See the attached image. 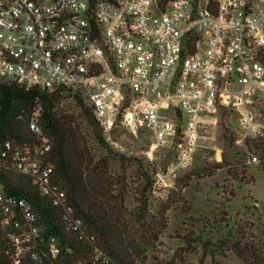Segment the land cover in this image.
<instances>
[{
    "label": "built area",
    "instance_id": "1",
    "mask_svg": "<svg viewBox=\"0 0 264 264\" xmlns=\"http://www.w3.org/2000/svg\"><path fill=\"white\" fill-rule=\"evenodd\" d=\"M0 80L81 96L109 144L118 146V131L144 136L148 156L172 142L187 144V158L226 109L244 139H263L264 0H0ZM40 109L33 141L0 140V264H56L62 247L30 202L8 192L10 174L28 178L62 210L65 230L86 238L53 178ZM102 254L95 247L74 264Z\"/></svg>",
    "mask_w": 264,
    "mask_h": 264
},
{
    "label": "rangeland",
    "instance_id": "2",
    "mask_svg": "<svg viewBox=\"0 0 264 264\" xmlns=\"http://www.w3.org/2000/svg\"><path fill=\"white\" fill-rule=\"evenodd\" d=\"M65 102L77 116L73 100ZM236 116H219L217 127L209 128L208 137L187 158L182 152L187 144L168 142L148 156L146 137L114 133L118 146L108 143L110 148L149 166L153 181L152 191L141 197L136 178L130 179L135 164H111L114 181L128 180L123 205L132 231L138 232L134 237L143 241L140 215L153 226L163 207H169L163 213L166 227L156 224L160 234L156 239L151 234V245L141 246L136 264H264V138L244 139ZM77 122L86 134V121L78 117ZM91 139L92 134L94 145ZM252 155L259 161L253 162ZM140 199L146 200L145 207Z\"/></svg>",
    "mask_w": 264,
    "mask_h": 264
},
{
    "label": "trees",
    "instance_id": "3",
    "mask_svg": "<svg viewBox=\"0 0 264 264\" xmlns=\"http://www.w3.org/2000/svg\"><path fill=\"white\" fill-rule=\"evenodd\" d=\"M67 98H71L74 106L79 109L77 116L86 121V134L83 133L77 122L78 117L71 111L69 103L65 102ZM37 104L41 107L40 125L52 143L48 160L53 165V178L66 190L68 203L74 208L76 216L83 220L86 238L79 240L73 232L65 230L62 210L54 206L47 197L41 196L28 178L15 174L3 177L8 192L29 201L38 212L46 232L59 238L62 247L56 264H74L78 259L91 260L95 247H99L103 254L94 264H136L142 252L141 246H150V235L156 239L160 234L156 231V224L161 225L160 229L166 227L163 213L169 207H163L159 222L153 226L145 222V216L140 215L139 225L142 230L140 229L139 239L143 238V241L139 242L134 237L138 232L132 231L123 205L128 180L123 176L120 181H114L110 170L114 160L135 164L136 174L135 177L130 176V179L136 178L138 194L146 197L152 191L153 183L148 176L149 166H144L139 159L127 158L110 148L102 127L81 96L71 97L60 92L25 89L1 80L0 140L21 143L33 141L29 121ZM223 112L221 117L233 116L231 110L226 109ZM90 134L91 140L101 149V153L89 140ZM152 172L156 173V169L153 168ZM139 201L140 205H147L146 200ZM65 244L71 246V252L65 251Z\"/></svg>",
    "mask_w": 264,
    "mask_h": 264
}]
</instances>
